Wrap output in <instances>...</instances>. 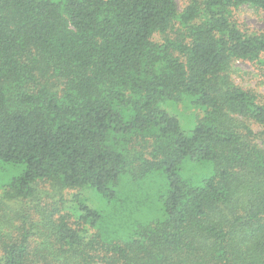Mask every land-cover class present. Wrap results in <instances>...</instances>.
<instances>
[{"label":"trees","instance_id":"obj_1","mask_svg":"<svg viewBox=\"0 0 264 264\" xmlns=\"http://www.w3.org/2000/svg\"><path fill=\"white\" fill-rule=\"evenodd\" d=\"M245 5L264 11L0 0V162L17 171L0 196V264H264V95L232 79L236 61L264 75ZM39 181L99 201L76 193L41 225L14 219L8 199ZM156 203L157 219L137 216Z\"/></svg>","mask_w":264,"mask_h":264},{"label":"rangeland","instance_id":"obj_2","mask_svg":"<svg viewBox=\"0 0 264 264\" xmlns=\"http://www.w3.org/2000/svg\"><path fill=\"white\" fill-rule=\"evenodd\" d=\"M190 2L191 0H177L180 11H183ZM237 15L245 26L254 30H264V11L259 10L253 5H245L241 7ZM232 71V79L235 83L258 94L264 95V75L255 70L250 64L236 61L233 63ZM176 113L181 117L183 126L185 127L192 126L196 121L195 116L197 112L194 109L180 105ZM129 149L137 156L144 152L142 145L137 143L131 144ZM15 174H17L15 169L5 166L0 162V196L5 194L4 192L8 187L6 184H8L11 177ZM160 179H162V177L157 174L155 177H152V180L149 182H156ZM157 183L156 185L153 184L154 186H149L157 188L159 187ZM76 193H81L90 200L99 201V197L87 188L69 190L56 183L39 181L36 184V194L31 198L22 201H16L15 199H11L10 201V199H8L10 208L14 209V212L11 211L10 215L16 219L17 217H15L14 213L18 210L20 215L29 214L30 216H28V218L35 220L37 224L41 225L40 215L48 212V210L52 211V209L57 207V204L60 203L62 198H65L67 201L72 200L73 195ZM69 204H72V202ZM159 209H161V206L159 203H156L155 209H144V211L140 212L137 216L144 221L157 219L160 215Z\"/></svg>","mask_w":264,"mask_h":264}]
</instances>
